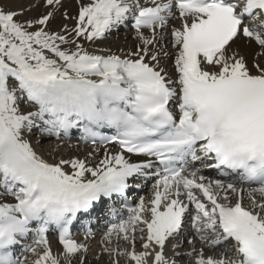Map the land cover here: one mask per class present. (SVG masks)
I'll use <instances>...</instances> for the list:
<instances>
[{"label":"snow or ice","instance_id":"1","mask_svg":"<svg viewBox=\"0 0 264 264\" xmlns=\"http://www.w3.org/2000/svg\"><path fill=\"white\" fill-rule=\"evenodd\" d=\"M77 2L51 32L62 0L35 19L21 17L39 3L0 0V264H86L74 222L152 177L150 201L105 230L112 264H264V0ZM122 30L134 45L97 47ZM73 136L83 159L33 146Z\"/></svg>","mask_w":264,"mask_h":264},{"label":"bare ground","instance_id":"2","mask_svg":"<svg viewBox=\"0 0 264 264\" xmlns=\"http://www.w3.org/2000/svg\"><path fill=\"white\" fill-rule=\"evenodd\" d=\"M81 3H88L89 0H80ZM7 7L12 9L26 8L28 5L39 3V7H33L31 11H25L24 17L21 19H35L42 16L48 9L44 6L43 0H5ZM62 7L56 12L55 17L50 20L49 25L47 26V30L51 32H60L62 25H67L69 28L73 27L75 24L74 19H64V13H67L69 17H75L78 12V2L77 0H62ZM178 26V22H177ZM85 47H87L90 51L92 48L89 46L88 42H83ZM240 43L239 41L237 42ZM135 44L133 33L130 30H122L119 33H113L108 40L104 41L102 44L98 43L97 47H111L113 50H116L117 46H131ZM251 51V50H249ZM164 66L171 72L172 71V61L168 59L166 61H162ZM48 138H45L44 142L41 144H37L35 140H33V146L36 151L41 154L44 159L49 162H54L52 155L50 153H54L56 158L58 159L60 156H63L65 159L69 157H78L83 159L89 152L92 151V147L81 145L75 142H64V141H54L51 139V142H48ZM57 145L60 147L57 149ZM103 149L99 151L96 155V159L92 160L91 163L95 164L98 159L102 158ZM134 161V160H133ZM103 238L96 239H77L78 243L86 244L88 247L87 252V260L86 264H112V258H110L107 254L103 252ZM183 243V237L180 238ZM171 243H175L172 241ZM171 243L166 245L165 255L167 257H172L171 252ZM114 244V242H113ZM52 245V249L54 254H59L61 252L62 246ZM120 245L122 248H130L122 241H120ZM135 250L137 252L141 251V243H136ZM190 252L192 250V246L183 245L180 249L181 253L184 254V251ZM187 252V253H188ZM218 253V252H216ZM216 255V254H215ZM219 255V254H218ZM205 256L207 255L205 253ZM216 257V256H215ZM177 259H184V264H192L191 257L187 255H182ZM120 264H131V262L126 257H119ZM72 264H80L79 257L73 260Z\"/></svg>","mask_w":264,"mask_h":264},{"label":"rangeland","instance_id":"3","mask_svg":"<svg viewBox=\"0 0 264 264\" xmlns=\"http://www.w3.org/2000/svg\"><path fill=\"white\" fill-rule=\"evenodd\" d=\"M47 140H48V142H51V139L48 138Z\"/></svg>","mask_w":264,"mask_h":264}]
</instances>
